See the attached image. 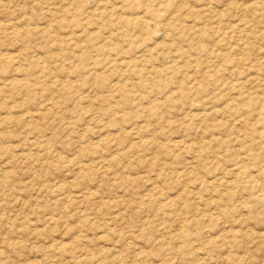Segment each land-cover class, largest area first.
I'll use <instances>...</instances> for the list:
<instances>
[{
	"label": "rangeland",
	"instance_id": "rangeland-1",
	"mask_svg": "<svg viewBox=\"0 0 264 264\" xmlns=\"http://www.w3.org/2000/svg\"><path fill=\"white\" fill-rule=\"evenodd\" d=\"M0 264H264V0H0Z\"/></svg>",
	"mask_w": 264,
	"mask_h": 264
}]
</instances>
